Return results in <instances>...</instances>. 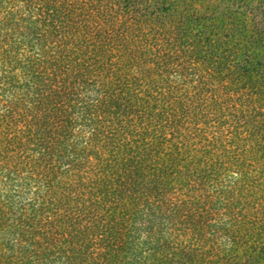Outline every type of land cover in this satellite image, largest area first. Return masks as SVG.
Segmentation results:
<instances>
[{"label":"trees","instance_id":"obj_1","mask_svg":"<svg viewBox=\"0 0 264 264\" xmlns=\"http://www.w3.org/2000/svg\"><path fill=\"white\" fill-rule=\"evenodd\" d=\"M0 264H264V0H0Z\"/></svg>","mask_w":264,"mask_h":264}]
</instances>
